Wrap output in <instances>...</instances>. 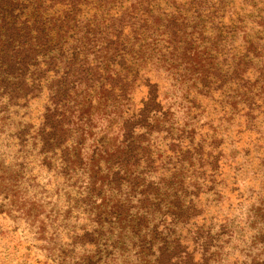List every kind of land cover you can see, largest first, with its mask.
Listing matches in <instances>:
<instances>
[{"label": "rangeland", "instance_id": "1", "mask_svg": "<svg viewBox=\"0 0 264 264\" xmlns=\"http://www.w3.org/2000/svg\"><path fill=\"white\" fill-rule=\"evenodd\" d=\"M140 1L131 92L104 96L99 73L61 102L60 137L41 132L51 75L27 99L0 83V264H157L177 244L199 264H264V0ZM251 46L232 81L199 88L196 57L228 62ZM146 77L163 110L122 153Z\"/></svg>", "mask_w": 264, "mask_h": 264}, {"label": "trees", "instance_id": "2", "mask_svg": "<svg viewBox=\"0 0 264 264\" xmlns=\"http://www.w3.org/2000/svg\"><path fill=\"white\" fill-rule=\"evenodd\" d=\"M140 2L0 0V83L10 85L9 81L14 82L11 87L15 88L16 96L27 99L29 92L48 82V75H51L49 94L55 111L45 114L48 124H44L41 132L43 135L49 131L44 139L46 143L60 137L63 132L64 123L60 117L64 112L60 113V110H65L66 104L78 96L76 91L87 88L99 73L104 76L100 87L104 96L124 98L131 92L137 76L128 80L132 70L128 57L134 59L133 56L140 52L134 50V44L129 49L126 45L131 40L138 42L139 36L146 33L145 21L137 14ZM250 42H242L244 48ZM251 48L245 49V53L231 54L228 62L220 61L217 54L207 65L209 67L201 65L196 57L193 62L200 66L199 88L214 92L222 89L232 81V77L224 76L231 69L239 70V61L249 57ZM256 50L263 53L264 45H257ZM260 56V69L264 73V55ZM138 66L136 71L139 74ZM40 70L42 73L38 77ZM123 72L124 76L121 75ZM240 72L245 74L247 71L243 69ZM42 75L43 79L40 78ZM143 84L147 87V95L141 108L121 127L122 153L138 152L143 143L140 139L145 135L139 131L152 128L155 117L163 110L158 84L149 77ZM198 94L202 96L203 92L198 91ZM251 95L254 97L253 93ZM64 101L65 105L61 103ZM156 260L157 264H199L181 244L171 250L162 247Z\"/></svg>", "mask_w": 264, "mask_h": 264}]
</instances>
